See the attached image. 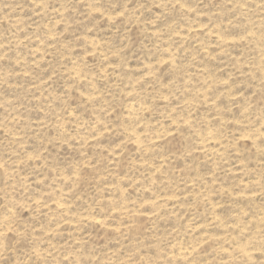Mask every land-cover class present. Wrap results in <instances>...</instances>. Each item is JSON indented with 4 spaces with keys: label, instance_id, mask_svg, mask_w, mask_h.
Returning <instances> with one entry per match:
<instances>
[{
    "label": "rangeland",
    "instance_id": "rangeland-1",
    "mask_svg": "<svg viewBox=\"0 0 264 264\" xmlns=\"http://www.w3.org/2000/svg\"><path fill=\"white\" fill-rule=\"evenodd\" d=\"M0 264H264V0H0Z\"/></svg>",
    "mask_w": 264,
    "mask_h": 264
}]
</instances>
